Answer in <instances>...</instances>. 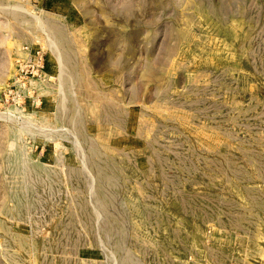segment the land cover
Wrapping results in <instances>:
<instances>
[{"label":"rangeland","instance_id":"1","mask_svg":"<svg viewBox=\"0 0 264 264\" xmlns=\"http://www.w3.org/2000/svg\"><path fill=\"white\" fill-rule=\"evenodd\" d=\"M0 264H264V0H0Z\"/></svg>","mask_w":264,"mask_h":264}]
</instances>
